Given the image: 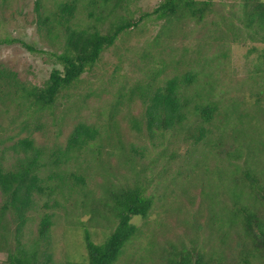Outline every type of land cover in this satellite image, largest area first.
I'll use <instances>...</instances> for the list:
<instances>
[{"label": "rangeland", "instance_id": "obj_1", "mask_svg": "<svg viewBox=\"0 0 264 264\" xmlns=\"http://www.w3.org/2000/svg\"><path fill=\"white\" fill-rule=\"evenodd\" d=\"M35 1L0 0V39L18 38L38 49L49 48L36 29ZM196 1H207L210 5L204 20L199 22L185 17L180 24L173 25L178 28L173 27L175 30L168 33L161 32L164 20L152 14L163 0L132 1L128 7L129 14L135 21L138 20V24L122 33L102 53L98 62L82 75L81 80L63 92L53 112L49 109L34 113L25 110L14 121L19 108L8 101L6 105L0 102V139L4 141V146L11 144L7 137L28 135L35 139L37 145L47 149L64 146L79 120L104 127L108 123L109 113L115 112L119 134V137H115L121 143L115 142L114 145L112 140L111 144L103 145L101 162L98 161V164L104 169L98 164L95 166L96 161L89 162V168L87 161H84L94 159L95 153L88 150L94 148L97 151L98 142L80 154L77 162L70 161L68 168L69 171H77L80 166L87 187L97 198L108 195L103 188L110 187V183L106 185L108 181L115 186L126 183L130 186L135 178L145 188V194L153 198L154 205L148 217L132 218V223L140 228L141 233L126 246L116 264H151L146 260L144 251L140 250L151 240L156 244L153 251H157L158 248L169 247L168 243L178 246L185 242L190 246L193 239H197L205 251L218 247L228 257L230 264H240L235 230L231 231V243L227 246L211 236L207 225L212 208L220 212L222 206L229 208L233 202L227 188L232 183L224 171L222 177L218 176L217 171L225 168L234 171L233 164L243 168L247 160L264 171V154L256 149L251 152L242 143L239 147L241 155L231 159L219 154L221 147L214 145V142L221 140L223 144H236L231 131L242 127L237 114H253L256 107L264 109V76L257 77L256 73V67L259 68L261 56L264 55V42L260 40V32L257 31L255 35L241 22L242 0ZM52 2L44 0L47 7ZM85 15L83 13L77 21L82 23ZM82 26L85 27L84 22ZM106 27H102L103 31ZM235 30L238 31L237 37ZM251 35L256 36L254 40ZM205 57L207 62L201 60ZM0 64L14 70L22 81L39 86L48 79L53 68H61L46 55L31 53L20 43L7 42L0 43ZM261 68L264 72V66ZM187 70L197 73V82L188 87L187 95L197 90L201 92L203 89L200 85H206L212 76L216 79L212 83L216 85L215 94L207 98L220 102L218 112L210 122H205L200 115L189 113L183 126L162 134L156 133L152 138L147 131L145 106L140 96L136 95L131 102L128 100L130 87L143 86L150 80L154 86H160L167 78L184 74ZM156 71L160 73L153 80ZM259 92L262 94L260 100ZM120 93L124 94L122 99L127 102L119 106L116 112L114 105ZM232 101L239 104V112L234 117H228L224 114L223 106L230 105ZM133 119L140 120V129L133 126ZM263 120L264 114L259 118V121ZM201 126L208 132L198 142L194 134H198ZM132 145L139 150L134 152ZM2 151L3 146L0 145V155ZM240 171L234 174L238 175ZM79 197L81 195L75 190L71 194L67 192L64 197L60 193L57 195L65 207L58 210V219L53 227L51 264L64 263L68 255L78 259L85 254L82 229L75 225L78 216L80 219L77 222L88 226L95 242L105 239L103 232L108 221L94 218L87 212L88 209L77 205ZM247 198L245 193L243 203L248 202ZM39 205V209L31 212V219L24 231L28 243L37 237L40 216L45 209L43 201ZM71 211L76 218L67 216ZM72 221L74 224H71ZM6 255L0 252V264L5 261ZM139 256L143 257L136 262ZM157 260L155 264H165ZM251 264H264V260L251 256Z\"/></svg>", "mask_w": 264, "mask_h": 264}, {"label": "trees", "instance_id": "obj_2", "mask_svg": "<svg viewBox=\"0 0 264 264\" xmlns=\"http://www.w3.org/2000/svg\"><path fill=\"white\" fill-rule=\"evenodd\" d=\"M132 1L134 0H53L50 7H47L44 0L35 1L36 29L49 48L38 49L18 38L0 39V43H20L31 53L46 55L61 68H53L48 79L39 86L22 81L14 70L0 64V102L6 105L8 101L19 108L14 121L25 110L32 113L55 110L63 92L77 84L82 75L98 62L102 53L122 33L138 24V20L135 21L129 14L128 7ZM209 8L207 1L163 0L152 14L164 20L161 32L168 33L178 28L173 25L180 24L185 17L203 21ZM242 11L240 19L243 25L252 29L255 35L257 31L260 32V40L264 42V0H242ZM83 13H86V19L83 20L85 27L82 26L83 22L77 21ZM105 25L107 27L103 31L102 27ZM235 32L237 37L238 31ZM253 35L250 37L254 40L256 36ZM222 56L225 54L222 53ZM261 58L259 68L256 67L257 77L264 76L261 68L264 66V55ZM204 59L207 62L206 57L201 60ZM158 73L160 72H154L153 80ZM152 82L150 80L143 86H131L128 91L130 102L137 95L144 103L147 131L152 138L156 133L162 134L183 126L189 113L200 115L205 122H210L219 110L220 102L207 98L216 91V85L212 84L216 82L213 76L206 85H200L203 89L201 92L197 90L191 95H187V89L197 82L196 72L187 70L184 74L174 75L160 86H154ZM258 94L260 100L262 94ZM123 95L120 93L114 105L116 112L119 106L127 102L122 99ZM223 110L226 116L234 117L239 112V104L232 101L230 105L223 106ZM114 114L113 111L109 113L108 123L104 127L79 120L66 145H57L53 149L37 145L31 135L7 137L11 144L5 146L0 139V145L3 146V154L0 155V252L7 254L1 264H51L53 227L58 219V210L65 207L57 195L60 193L64 197L67 192L71 194L74 190L81 195L77 205L88 209L87 212L94 218L108 221V224H105L103 232L105 239L95 242L88 226L81 220L78 223L79 216L78 219L72 211L70 214L68 212L67 216L76 218L75 225L82 229L85 254L78 259L68 255L62 264H116L126 246L139 237L141 230L132 223V218L148 217L154 200L145 194V188L137 178L130 186L127 183L115 186L112 181H108L106 185L110 183V187H103L108 195L97 198L92 189L87 187L86 177L80 166L77 171H69L68 168L70 161L77 162L80 154L85 153L94 143L98 142L97 151L94 148L88 150L95 153L94 159H84L89 168V162L96 161L95 166L98 161L101 162L104 144H111L112 140L114 145L121 143ZM263 114L264 109L261 107H256L253 114H237L242 127L231 131L236 144H223L221 140L214 142V145L221 147L219 154L231 159L238 157L241 155L239 147L242 143L251 152L256 149L264 154V120L259 121ZM133 121V126L140 129V120ZM25 128H28L27 123ZM207 132L208 129L201 126L194 137L199 142ZM18 135L20 136L19 133ZM132 149L134 152L139 150L134 145ZM253 163L247 160L243 168L233 164L234 171L226 168L217 171L220 177L224 171L232 183L227 188L232 194L233 202L229 208L222 206L220 212L212 208L207 224L211 236L222 245L228 246L231 243V231L235 230L239 242L240 264H251V256L264 260V171L259 167L255 168L256 164ZM98 167L104 169L100 164ZM239 170L238 175L234 174ZM245 193L247 203H243ZM40 201H43V208L46 210L41 213L36 239L28 243L24 231L31 219V212L39 209ZM196 240H191L190 246L185 242L178 246L168 243L169 247L158 248L157 251H153L156 244L151 240L145 247H140V250L144 251L146 260L151 261V264H155L157 258L165 264H230L228 257L218 247L205 251ZM139 257L136 262H140L143 256Z\"/></svg>", "mask_w": 264, "mask_h": 264}]
</instances>
